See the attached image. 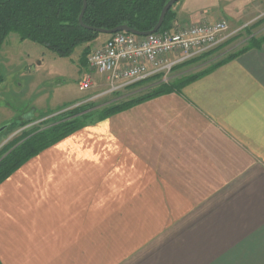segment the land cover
<instances>
[{
  "label": "crops",
  "instance_id": "obj_1",
  "mask_svg": "<svg viewBox=\"0 0 264 264\" xmlns=\"http://www.w3.org/2000/svg\"><path fill=\"white\" fill-rule=\"evenodd\" d=\"M176 5L170 28L253 26L216 60L249 47L75 131L2 181L0 264H264V0ZM85 69L77 63V79Z\"/></svg>",
  "mask_w": 264,
  "mask_h": 264
},
{
  "label": "trees",
  "instance_id": "obj_2",
  "mask_svg": "<svg viewBox=\"0 0 264 264\" xmlns=\"http://www.w3.org/2000/svg\"><path fill=\"white\" fill-rule=\"evenodd\" d=\"M168 1L86 0L87 6L82 21L85 26L91 28L111 30L120 25H127L130 30L145 33L155 27L160 12ZM173 7L167 12L161 31L170 28L174 19ZM81 10L82 0H0V46L4 44L9 35L15 34L22 42L29 41L52 52L59 58L66 59L76 47L91 42L99 35L79 25L78 17ZM259 40H264V36ZM248 47L227 54L200 72L182 77L175 83H161L151 88L145 95L110 106L102 111L100 119L127 110L153 97L178 90L232 61ZM206 55L209 53L182 65L194 64ZM84 63L86 64V59L83 60ZM155 79L160 80L156 77L135 85L149 83ZM3 82L4 78L0 75V85ZM72 106L73 104H69L55 112L41 116V119L52 116L45 120V123L50 122L52 125L45 131L36 133L37 129H34L22 133L17 139L18 142L23 141L22 144L0 161V183L39 152L84 127L78 123L77 116L88 109V106H78L67 110ZM9 127L10 125H7V129ZM13 144L14 142L8 147L11 148Z\"/></svg>",
  "mask_w": 264,
  "mask_h": 264
},
{
  "label": "rangeland",
  "instance_id": "obj_3",
  "mask_svg": "<svg viewBox=\"0 0 264 264\" xmlns=\"http://www.w3.org/2000/svg\"><path fill=\"white\" fill-rule=\"evenodd\" d=\"M251 27L253 26L249 25L242 29L231 40L238 35L245 36L246 31H249ZM108 38V35L99 34L91 42L76 47L68 57L69 59H62L34 43L20 41L15 34L7 37L4 44L0 46V75L4 78V82L0 85V129L6 125L10 127L0 133V161L22 144L23 141L18 142L17 139L23 132L37 129L36 133H41L52 126L50 122L45 123V120L52 116L41 119L43 115L55 112L69 104L73 106L67 110L78 106H88V109L77 116L78 123L84 126L80 129H83L109 118L108 116L100 119L104 109L145 95L151 89L145 88L148 84L145 82L101 96L107 90V86L104 85L103 80L95 83L97 81L94 78L95 87L87 92L79 91L77 86L79 79L76 76L77 63L83 64L87 55L102 46ZM228 46L230 43L225 42L194 64L184 66L182 65L186 63L184 62L174 67L169 76L184 71H196L195 68L203 63L214 62L229 48ZM41 61L43 63H40ZM13 142L11 148L8 147Z\"/></svg>",
  "mask_w": 264,
  "mask_h": 264
},
{
  "label": "built area",
  "instance_id": "obj_4",
  "mask_svg": "<svg viewBox=\"0 0 264 264\" xmlns=\"http://www.w3.org/2000/svg\"><path fill=\"white\" fill-rule=\"evenodd\" d=\"M238 31H230L226 21L221 20L159 30L145 37L111 35L87 55L78 89L87 92L95 87V74L102 76L107 86L101 96L156 77L167 82L174 67L207 54Z\"/></svg>",
  "mask_w": 264,
  "mask_h": 264
},
{
  "label": "water",
  "instance_id": "obj_5",
  "mask_svg": "<svg viewBox=\"0 0 264 264\" xmlns=\"http://www.w3.org/2000/svg\"><path fill=\"white\" fill-rule=\"evenodd\" d=\"M179 1L181 0H169L162 8L161 12H160V15H159V18H158V21H157V24L155 25V27L149 31V32H145V33H138V32H135L133 30H130V28L127 26V25H120L116 28H113L111 30H105V29H100V28H91V27H87L83 24V16H84V12L86 10V6H87V2L86 0H82V10L79 14V17H78V23L79 25L86 29V30H89V31H92L94 33H97V34H101V35H108V36H111V35H114V34H117V33H126V34H131L133 36H136V37H145V36H149V35H152L154 33H157L162 25H163V22H164V19H165V16L167 14V12L176 4L178 3ZM7 129V125L0 129V133L1 132H4V130Z\"/></svg>",
  "mask_w": 264,
  "mask_h": 264
}]
</instances>
